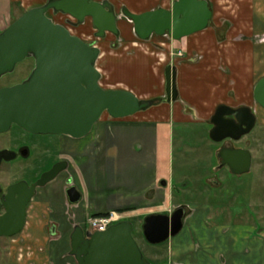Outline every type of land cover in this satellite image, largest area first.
Wrapping results in <instances>:
<instances>
[{
	"label": "crops",
	"instance_id": "1",
	"mask_svg": "<svg viewBox=\"0 0 264 264\" xmlns=\"http://www.w3.org/2000/svg\"><path fill=\"white\" fill-rule=\"evenodd\" d=\"M48 1L0 0V34L14 22V17ZM109 1L121 18L124 7L132 13L142 14L161 8L170 10L175 0ZM208 2L213 18L206 29L180 40L158 35L159 39L153 38L154 44L163 47L162 53L153 50L150 54H140L131 65L125 64V67H133L139 77L132 83H123L125 85L118 89L129 90L142 100L154 101V104L128 118L116 119L108 114L94 126L85 138L91 149V158L83 164L84 178L79 171L77 176L74 175V160L71 159L75 150H66V145L61 142L60 152L68 158L73 184L82 194L81 201L72 206L78 219L90 213L111 211H120L130 219L143 221L152 214L168 215L183 204L175 202L174 193L175 124H208L211 129L214 127L212 118L220 105L248 106L258 113L254 89L264 78V0ZM123 19L130 40V23L125 17ZM170 65L177 69L179 90L178 99L172 102L167 101L166 94V69ZM123 74H127V68ZM64 137L69 144V137ZM208 137L210 144L217 143L210 134ZM217 148L210 151L212 158L217 155ZM63 180L60 177L57 182L60 209L65 207ZM186 205L192 212L186 214L182 231L185 230L189 238L187 241L181 231V238L173 242L175 264H182L177 258L198 256L202 245L199 240H204V244L214 241L209 236L213 238L215 231L221 230L217 223L219 218L214 217L218 214L214 215L213 204ZM251 228L249 225L238 226L226 232L243 229L245 232L241 233L247 234ZM201 233L208 236L202 238ZM191 236L199 242L190 243ZM244 245L233 246L236 254L231 255L227 264L249 263ZM220 258L214 252L210 257L211 264H222Z\"/></svg>",
	"mask_w": 264,
	"mask_h": 264
},
{
	"label": "water",
	"instance_id": "2",
	"mask_svg": "<svg viewBox=\"0 0 264 264\" xmlns=\"http://www.w3.org/2000/svg\"><path fill=\"white\" fill-rule=\"evenodd\" d=\"M50 11L69 15L84 23L92 18L99 31L119 35L118 14L109 0H49L21 15L0 34V78L13 73L28 58L35 67L22 83L0 88V133L16 124L35 134L66 135L75 139L89 135L105 113L116 119L134 116L154 104L123 89H104L103 75L97 67L101 49L73 35L71 30L56 24ZM125 15L132 20L138 36L148 40L154 34L169 35L180 40L206 29L213 18L208 0H177L171 10L164 8L135 14L128 9ZM167 101L179 97L177 69H166ZM254 100L264 108V78L254 89ZM257 117L252 108H233L220 105L212 118L211 138L221 143L231 138L239 140L255 127ZM220 157L232 171H250L252 155L245 149H224ZM61 166L43 176L41 185L56 178ZM72 202L80 199L76 187L71 188ZM187 217L184 208L172 215L152 214L145 218L143 229L147 241L160 244L177 236ZM134 224L121 221L106 232L89 234L76 228L72 252L78 264H147L149 261L138 245Z\"/></svg>",
	"mask_w": 264,
	"mask_h": 264
},
{
	"label": "rangeland",
	"instance_id": "3",
	"mask_svg": "<svg viewBox=\"0 0 264 264\" xmlns=\"http://www.w3.org/2000/svg\"><path fill=\"white\" fill-rule=\"evenodd\" d=\"M21 15H23V12ZM48 16L56 24H62L68 27L73 35H77L88 44L101 49V57L98 60L97 67L103 75L101 85L104 89H118L125 85L123 83H132V81L136 80V77L139 76L136 75L134 68L125 67V64L131 65L132 60L136 59L140 54H150L153 50H161L159 52H163V47L158 43L154 44L155 41L153 38L159 39L158 35L151 37L149 40H142L135 34L134 25L131 22V39L129 40L126 36L127 26L123 24L124 19L119 21L120 35L108 33L104 37H97L96 32L98 30L92 18H87L81 27L74 28L68 23V20L75 21V19L69 15L62 13L56 14L54 11H50ZM19 17H14L13 20L16 21ZM34 64V61L31 59H26L16 67L13 73L0 78V86H13L22 83L30 76ZM125 68H127L126 75H129L128 77L123 74ZM254 104L258 110V113L255 112L258 117L257 126L241 142L242 147H247L251 150L254 157V165L251 172L243 175L230 174L226 169L218 173L215 167L218 166V151L221 145L220 143L210 144L208 135L212 128L210 129L208 124L204 126L196 123L175 124L173 137L175 202L183 204L198 203L200 205L213 204L214 215L218 214L214 217L219 218L217 223L221 228L220 231H215L213 238L209 236L214 241L204 244V240H199L202 245L199 247V249L201 248V253L198 256L177 258L176 260L179 263L211 264L210 257L215 252V255L218 254L222 257L220 258V262L227 264L229 258L231 259V255L236 254V251H234L236 248H233V246L236 247L240 246V244H245V257L249 262L248 264H264V108L257 102ZM104 116L107 117L109 115L105 113ZM64 136L55 135L54 137L56 140L60 138V145L61 142L66 145V150L69 148L75 150L74 158L72 155L71 159L72 162L74 160L72 163L75 168L74 175L79 171L78 174L84 178L85 172L83 164L91 158V149L88 141L85 140L88 135L80 139L69 137V144H66V140L68 139ZM247 142L249 145L246 144ZM216 148L217 155L212 158L210 151L213 152ZM71 154L72 152H70ZM61 157H63L62 154ZM69 172L70 170L61 175V178L64 179L62 183L63 188L66 185V178L68 176L72 178ZM221 177L228 179L222 189H219L213 186L211 180ZM91 217L92 214H87L86 222ZM130 220L135 226L134 237L151 264H175L172 258L173 244H175L173 242L181 238L180 236L183 233L188 241L189 237H187L185 230L182 231L183 233L181 232L177 236L172 237L168 242L151 244L143 235L141 227L142 223H144L143 220L139 218H132ZM245 225L252 227L251 232L248 231L249 233L247 234L241 233L245 232L242 231L243 229L237 232H234L235 229L230 233L226 232L227 229L229 230L232 227ZM209 227L210 229H214L213 226ZM200 235L202 238L208 236V234L204 233ZM194 239L191 236L190 243L197 241V239ZM229 246L231 249H229ZM59 250L61 254H67L69 248ZM61 254L60 257L62 256ZM62 260L58 264H76L75 260L70 257ZM40 262L39 264H46L43 260H40Z\"/></svg>",
	"mask_w": 264,
	"mask_h": 264
},
{
	"label": "flooded vegetation",
	"instance_id": "4",
	"mask_svg": "<svg viewBox=\"0 0 264 264\" xmlns=\"http://www.w3.org/2000/svg\"><path fill=\"white\" fill-rule=\"evenodd\" d=\"M125 9L124 7L122 10V17H118V23L125 17L129 23L133 24L132 20L125 15ZM73 22L77 23L78 20L75 19ZM84 23L71 26L79 28ZM98 32H96V36ZM135 34L138 36L136 31ZM29 59L35 63L34 58ZM5 87L8 86H0V88ZM253 112L255 113V111ZM257 123L258 117L254 129L250 133L255 130ZM249 134L237 141L228 138L220 143L219 162L215 167L218 173L226 169L233 175L245 174L234 173L229 164L220 157V153L224 149L248 150L252 155V165L250 171L246 173L252 171L253 154L249 148L241 146V142ZM54 136L55 134H35L16 124L10 130L0 133V264H39L40 260L45 261L46 264H58L62 259L69 257L78 264L76 257L71 254L76 228H81L85 238H88L89 234L106 232L111 226L121 221H131L130 218H125L127 216L123 212L117 211L125 216L107 229L100 230L87 224L86 216L81 220L78 219L72 206L81 201L82 194L69 176L66 178V185L63 188L65 207L59 208V185L57 182L61 175L69 170L70 162L66 156L63 155L65 158L61 157L60 138L56 140ZM248 142L247 145H249ZM57 166L63 168L59 175L41 185L43 176ZM227 179L226 177L216 178L213 180V186L222 189L227 183ZM73 187H76L80 193V199L77 202H72L68 193ZM181 207L185 209L187 215L192 212L188 205L181 204L168 215H172ZM108 213L110 212L90 214H92L91 218H100ZM143 225L144 223L141 227L145 237ZM62 248H69L67 254L60 253L59 249ZM59 253L62 255L61 257ZM147 264H151V262L149 261Z\"/></svg>",
	"mask_w": 264,
	"mask_h": 264
},
{
	"label": "built area",
	"instance_id": "5",
	"mask_svg": "<svg viewBox=\"0 0 264 264\" xmlns=\"http://www.w3.org/2000/svg\"><path fill=\"white\" fill-rule=\"evenodd\" d=\"M125 215L123 213L112 211L100 218H89L88 224L96 229L105 230L114 222L122 219Z\"/></svg>",
	"mask_w": 264,
	"mask_h": 264
},
{
	"label": "trees",
	"instance_id": "6",
	"mask_svg": "<svg viewBox=\"0 0 264 264\" xmlns=\"http://www.w3.org/2000/svg\"><path fill=\"white\" fill-rule=\"evenodd\" d=\"M24 14V13H23Z\"/></svg>",
	"mask_w": 264,
	"mask_h": 264
}]
</instances>
